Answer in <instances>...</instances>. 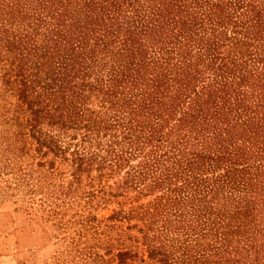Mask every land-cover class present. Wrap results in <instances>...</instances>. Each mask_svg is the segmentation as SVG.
<instances>
[{
    "label": "rangeland",
    "instance_id": "obj_1",
    "mask_svg": "<svg viewBox=\"0 0 264 264\" xmlns=\"http://www.w3.org/2000/svg\"><path fill=\"white\" fill-rule=\"evenodd\" d=\"M227 1L0 0V264H264V135L204 134L220 82L261 95ZM197 44L210 84L170 82Z\"/></svg>",
    "mask_w": 264,
    "mask_h": 264
},
{
    "label": "trees",
    "instance_id": "obj_2",
    "mask_svg": "<svg viewBox=\"0 0 264 264\" xmlns=\"http://www.w3.org/2000/svg\"><path fill=\"white\" fill-rule=\"evenodd\" d=\"M227 2L229 6H232L230 15L235 18L234 32L238 34L240 37L239 39H241L245 45L255 46V49L248 57V72H250L251 76H254V79L258 74H262L263 81L255 82V86H258L259 90H261V95L258 96L257 99H254L255 108L252 110H250L246 104L242 103L243 99H240L248 91V88H246L248 86L246 79L240 78L239 82H236V86L233 84L234 81H232V79H226L220 82L221 87L219 91L224 93V96L229 95L231 101L227 103L224 96H222L223 99L220 96V99L214 103L213 115L211 118L215 120V124L209 128L207 135L204 133L207 139H214L213 141L215 144H218V146H216L218 148L216 149L218 154H221L219 144L235 149L245 141H249L252 142V144L254 143L253 145L255 146L257 145V141L253 139L259 135H264V114H261V111L264 110V54L261 52L264 43L260 35L264 27V0H244L243 4L234 0H229ZM198 7L202 10V14L206 16H204V18L209 25L208 29L215 32L216 24L218 23L217 16L213 17L215 8L213 9L210 5L203 4ZM181 11L185 12L186 9ZM138 14L140 16L137 20L130 24L133 31L145 33L148 30L159 27L158 25L159 21H161L162 14L157 8H144L143 11H140ZM179 37L183 39V36L175 35L173 42H176L181 50L182 47H186L184 43L179 40ZM197 47L199 48L198 51L194 49ZM193 50L195 51L193 52ZM200 51V46L198 44L194 45L193 48L190 46L189 51L183 54V57L186 58L185 61L182 59L174 61L173 58H169L163 62L170 75V82H177L178 80L187 78L193 82H204L206 86L210 84L209 79L212 77L210 73L211 69L208 63H206V60H202L198 56ZM180 87L179 85H175L177 89ZM184 88L187 93L186 95H190L187 86H184ZM193 116L199 121L200 118H202L199 111H195ZM246 136H248V138H246ZM257 150L260 152L259 147H257Z\"/></svg>",
    "mask_w": 264,
    "mask_h": 264
}]
</instances>
